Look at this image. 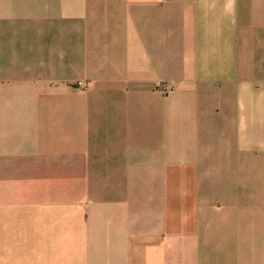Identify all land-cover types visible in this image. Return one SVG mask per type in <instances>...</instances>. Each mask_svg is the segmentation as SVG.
I'll return each mask as SVG.
<instances>
[{"label":"crops","instance_id":"1","mask_svg":"<svg viewBox=\"0 0 264 264\" xmlns=\"http://www.w3.org/2000/svg\"><path fill=\"white\" fill-rule=\"evenodd\" d=\"M0 264H264V0H0Z\"/></svg>","mask_w":264,"mask_h":264},{"label":"built area","instance_id":"2","mask_svg":"<svg viewBox=\"0 0 264 264\" xmlns=\"http://www.w3.org/2000/svg\"><path fill=\"white\" fill-rule=\"evenodd\" d=\"M158 89L161 90L164 94H167L170 88L167 83H162L158 86Z\"/></svg>","mask_w":264,"mask_h":264}]
</instances>
